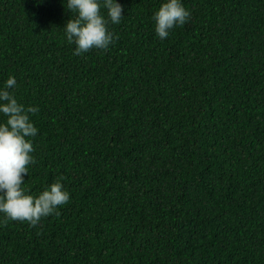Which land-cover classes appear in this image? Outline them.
Listing matches in <instances>:
<instances>
[{"label": "trees", "instance_id": "16d2710c", "mask_svg": "<svg viewBox=\"0 0 264 264\" xmlns=\"http://www.w3.org/2000/svg\"><path fill=\"white\" fill-rule=\"evenodd\" d=\"M117 2L81 57L67 0H0V89L40 109L25 188L71 194L36 228L0 215V264H264V0H183L164 41L165 0Z\"/></svg>", "mask_w": 264, "mask_h": 264}, {"label": "clouds", "instance_id": "9594fccd", "mask_svg": "<svg viewBox=\"0 0 264 264\" xmlns=\"http://www.w3.org/2000/svg\"><path fill=\"white\" fill-rule=\"evenodd\" d=\"M66 10L71 18L63 30L68 44L75 45V56L94 49L107 51L118 39L109 30V25H119L125 18V8L117 0H67ZM152 19L156 35L164 41L172 30L190 22V13L183 0H165ZM17 87V79L10 77L0 89V116L5 118L0 122V215L5 222L36 228L43 218L58 216V209L70 202L71 194L61 182L63 177L38 196L25 188L28 168L36 163L31 140L39 132L31 118L40 109L21 104L14 94Z\"/></svg>", "mask_w": 264, "mask_h": 264}]
</instances>
